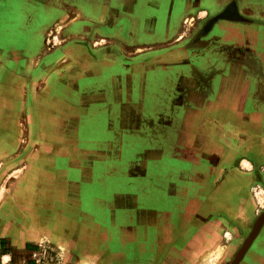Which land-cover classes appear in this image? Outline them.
I'll return each mask as SVG.
<instances>
[{
  "label": "crops",
  "instance_id": "0c3cea01",
  "mask_svg": "<svg viewBox=\"0 0 264 264\" xmlns=\"http://www.w3.org/2000/svg\"><path fill=\"white\" fill-rule=\"evenodd\" d=\"M261 183L264 0H0V264L190 263Z\"/></svg>",
  "mask_w": 264,
  "mask_h": 264
},
{
  "label": "rangeland",
  "instance_id": "374dc122",
  "mask_svg": "<svg viewBox=\"0 0 264 264\" xmlns=\"http://www.w3.org/2000/svg\"><path fill=\"white\" fill-rule=\"evenodd\" d=\"M242 216L237 221L227 222L226 227L220 225L219 229L225 231L224 234H219V237L200 248V252L196 256L194 255V261L186 264H201L203 253H211L213 249L220 246L223 248V252L214 261V264L232 263V259L252 230L255 221L260 217L264 219V189L262 187L258 189V196L252 199L250 205H246ZM237 264H264V220Z\"/></svg>",
  "mask_w": 264,
  "mask_h": 264
},
{
  "label": "water",
  "instance_id": "95a60500",
  "mask_svg": "<svg viewBox=\"0 0 264 264\" xmlns=\"http://www.w3.org/2000/svg\"><path fill=\"white\" fill-rule=\"evenodd\" d=\"M230 9L234 10L235 7H234L232 4L227 5V6L225 7V9L222 11V13H220V14L218 15V17L229 18V19H237V18H238V15H237L236 9L234 10V14H228L227 11L230 10ZM263 220H264V219H263L262 217H260V218H258V219L255 221V223H254V225H253V227H252V230L250 231V233L248 234V236L246 237V239H245L244 242L242 243L241 247H240V248L238 249V251L236 252V254H235V256H234V258L232 259L231 262H233L234 260H236V261H235L236 264L238 263V260L241 258V256L243 255L244 251L247 249V247H248L249 244L251 243V241H252L253 237L255 236V234H256V232H257V230H258L259 227H258L257 230L255 231L254 235L252 236L251 240L249 241V243L246 245L245 248H243L244 244L247 242L249 236H250V235L252 234V232L254 231L255 226H257V222H260V224H261ZM241 250H242V251H241ZM239 252H241V254H240L239 257H238ZM230 264H231V263H230Z\"/></svg>",
  "mask_w": 264,
  "mask_h": 264
},
{
  "label": "bare ground",
  "instance_id": "6f19581e",
  "mask_svg": "<svg viewBox=\"0 0 264 264\" xmlns=\"http://www.w3.org/2000/svg\"><path fill=\"white\" fill-rule=\"evenodd\" d=\"M235 10V9H234ZM234 10L230 9L227 11L228 14H234ZM260 226V222H257V226H255L254 231L252 232V234L249 236L247 242L244 244L243 248L246 247V245L249 243V241L251 240L252 236L254 235L255 231L257 230V228ZM242 251V250H241ZM223 252V248L220 246L217 249H213L211 251V253H201V264H214V261L222 254ZM241 254V252H239V255ZM236 260H234L231 264H236L235 262Z\"/></svg>",
  "mask_w": 264,
  "mask_h": 264
},
{
  "label": "built area",
  "instance_id": "2783aa9c",
  "mask_svg": "<svg viewBox=\"0 0 264 264\" xmlns=\"http://www.w3.org/2000/svg\"><path fill=\"white\" fill-rule=\"evenodd\" d=\"M31 258L35 260L36 263H43L52 258V252L48 250L45 246H38L36 250L31 251Z\"/></svg>",
  "mask_w": 264,
  "mask_h": 264
},
{
  "label": "flooded vegetation",
  "instance_id": "af4514ba",
  "mask_svg": "<svg viewBox=\"0 0 264 264\" xmlns=\"http://www.w3.org/2000/svg\"><path fill=\"white\" fill-rule=\"evenodd\" d=\"M261 187L264 189V183H261ZM37 248H38V246H37ZM36 248V249H37ZM48 248V250L50 251V252H52V255L54 254L53 252V249L52 248H50L49 246L47 247ZM4 252L5 253H10L11 255L13 254V252L11 251V247H9V246H7V245H5L4 246ZM36 249H33V250H36ZM33 250H27L26 252H24V253H21V254H23V257H24V259L27 261V262H33L34 264H43V263H45V262H43V263H36L35 262V260H33L32 258H31V251H33ZM21 254H19V255H21ZM13 256V255H12ZM10 259H12V257L10 256ZM52 259V258H51ZM50 259V260H51ZM50 260H47L46 262H48V261H50Z\"/></svg>",
  "mask_w": 264,
  "mask_h": 264
}]
</instances>
